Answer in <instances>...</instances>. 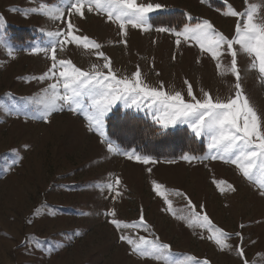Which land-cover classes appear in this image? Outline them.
<instances>
[{"label":"rangeland","instance_id":"374dc122","mask_svg":"<svg viewBox=\"0 0 264 264\" xmlns=\"http://www.w3.org/2000/svg\"><path fill=\"white\" fill-rule=\"evenodd\" d=\"M137 2H158L166 6L149 14L151 24L153 16L177 11L184 15L183 24H194L204 18L229 37L234 33L236 18L225 17L216 11L217 8L226 10L223 0H208L207 3L200 0ZM228 2L239 11L247 7L245 0ZM40 3L59 5L60 0H0V15L6 21L2 32L16 49L9 55L8 49L0 46V100L6 103L9 102V98L3 95L6 92H11L13 99L20 102V97L35 95L52 82L30 79L46 71L51 60L42 53L29 54L22 50L33 44L44 46L50 39L45 33L61 26L59 21L54 23L41 13L23 14L24 9L39 7ZM249 4L259 5L255 20L264 22V0H249ZM13 8L16 11H12ZM85 12V18H72L79 29L77 34L87 35L101 45L100 51L111 59L118 76H130L139 66L146 83L159 86L162 81L169 92L180 90L186 95L184 81L187 79L198 96L201 89L220 99L234 94V77L231 74L221 76L210 55L201 53L198 46H177L173 35L155 31L158 26L180 28L183 24H152L153 28L147 31L129 25L127 35L122 38L118 25L107 21L105 15L87 13L86 9ZM186 12L191 14L192 20H188ZM19 36L21 40L17 38ZM121 39L127 43H120ZM94 52V48L85 49L83 45H67L63 51L58 49L57 55L58 59H71L78 67L88 69L92 64L102 66L104 63ZM230 59L225 55L224 64H230ZM238 63L246 94L258 112L264 114V84L258 79V71L248 69L250 58L246 54L238 56ZM115 107L152 120L146 110L126 108L120 101L111 111ZM104 125L105 121L103 132L109 139ZM182 126L193 134L187 125L171 128ZM101 139L96 131L88 130V122L82 114L67 109L54 113L47 123L26 120L23 116H7L0 111V264H163V261L130 254L129 246L119 240L117 230L101 214L114 208L118 219L131 224L139 219L141 207L152 231L170 243L173 252L181 257L187 254L207 258L211 264H243L235 250L221 251L214 242L207 240V228H190L171 212L162 211L167 207L164 203V195H167L178 215L188 214L187 200L171 195L176 189L188 195L197 206L196 211H201L199 205L204 204L203 211L216 227L232 233L241 231L249 264H264V198L235 165L221 160L190 164L179 157H154L157 163L143 165L108 153ZM197 139L204 142L203 155L207 152V140ZM17 155L20 160L12 165ZM148 168L152 171L149 172ZM116 177L121 180L119 191L122 196L115 201L108 198L114 193L101 192L93 187ZM152 181L164 186L163 195H157L153 190ZM214 181H226L236 190L227 189L225 184L222 185L225 191L221 192ZM37 208L43 215L33 216ZM49 211H54L55 215H48ZM84 212L90 215H82ZM28 220L33 222L28 224ZM242 224L245 225L243 229ZM76 230L81 234L73 237ZM124 231L134 237L151 238L143 229L132 227ZM194 232L202 233L205 239ZM27 237L39 239L42 248L26 252L22 241ZM69 237L73 238L69 241ZM229 243L236 245L240 241L233 236ZM48 248L54 250L49 254L46 252Z\"/></svg>","mask_w":264,"mask_h":264},{"label":"snow or ice","instance_id":"6c2138e0","mask_svg":"<svg viewBox=\"0 0 264 264\" xmlns=\"http://www.w3.org/2000/svg\"><path fill=\"white\" fill-rule=\"evenodd\" d=\"M207 3L208 0H200ZM224 8H217L225 17L236 18L234 33L229 37L217 29L209 19L199 18L196 23H184L182 27H155L157 33L173 35L177 46L190 44L198 46L201 53L208 54L216 61V68L221 76L231 74L234 77L232 85L234 94L227 99L213 97L210 92L201 89L198 96L193 85L185 79L187 86L186 95L180 91H166L164 83L159 86H151L145 82L142 71L137 66L136 71L130 76L120 77L112 68L111 59L100 51L101 45L87 35H78L79 29L73 22V17L85 18L86 12L97 15H105L107 21L118 25L119 35L123 38L127 35L130 25L133 29L142 31L151 30L153 25L149 22V14L166 6L161 3H138L137 0H60L59 5L40 3L39 7H31L23 10L25 16L28 13H41L50 21H59L61 26L56 31H47L45 34L50 39L44 46L33 44L22 49L29 54L42 53L51 60V65L40 75H33L31 80L37 82L52 81L39 93L30 96H22L20 102L13 99L11 92L3 95L9 98V102L0 100V111L7 116H23L26 120H42L49 122V118L56 112L68 111L83 115L88 122V130L96 131L101 137V143L107 147V152L126 157L129 161H136L143 165L155 164L157 160L149 154H144L137 149H122L115 141L108 139L103 132V124L107 114L117 101L122 102L126 108L146 110L152 120L159 126L158 131H164L176 125H187L188 129L197 138L207 140V152L197 155L185 152L179 159L188 163L197 161L203 163L209 160H221L235 165L237 170L248 181L254 183L259 194L264 198V114L258 112L243 87V73L238 63V56L246 54L250 58L249 70L258 71V79L264 84V22H256L255 17L259 5L249 4L243 11L237 10L228 0H223ZM16 11L15 8L11 9ZM188 20H192L190 13H185ZM6 21L0 15V46L6 47L9 55L16 51L7 41L2 30ZM44 31L43 28L40 29ZM155 43V41H153ZM120 43L126 44L125 39ZM67 45H83L85 49H95L94 55L102 58L103 65L92 64L88 69H82L71 59H58V49L63 51ZM225 55L230 56V64H224ZM175 59V56H173ZM107 71H104V70ZM159 75V73H157ZM24 147H27L25 145ZM15 152V149H12ZM20 160L14 159L11 163L16 165ZM175 163V161H168ZM8 169H5L7 171ZM149 172L151 168L147 169ZM111 175V174H110ZM221 192L227 189H236L226 181H214ZM121 180L116 177L103 184L93 187L101 192L107 191L112 200H117L122 193L119 191ZM153 190L157 195H163L164 186L152 181ZM71 187V186H69ZM171 195L183 197L187 200L188 214L178 215L173 207V201L164 195V203L167 206L162 211L171 212L178 219L184 220L190 228H207L209 235L207 240L214 242L221 251L235 250L242 259L243 264H249L245 258L243 247L244 237L241 231L235 233L216 227L209 216L203 210L204 204H200L201 211H196V205L184 192L174 190ZM48 215H55L49 211ZM108 218L110 223L119 233V240L129 246L130 254L140 258H151L163 261V264H211L207 258L199 259L193 255L174 253L170 243L164 242L152 231V225L145 219L144 210L141 207L139 219L131 224L117 218L114 208H109L101 213ZM43 215L37 208L33 216ZM82 215H90L88 212ZM33 221L28 220L31 224ZM143 229L151 236L130 235L124 231L129 228ZM241 229L245 225H240ZM81 233L76 230L74 236ZM201 239H205L202 233H196ZM235 236L240 243H229ZM69 237V241L73 238ZM25 243L26 252H34L42 248L39 239L27 237ZM54 249H46L51 253ZM179 257V258H178Z\"/></svg>","mask_w":264,"mask_h":264},{"label":"trees","instance_id":"16d2710c","mask_svg":"<svg viewBox=\"0 0 264 264\" xmlns=\"http://www.w3.org/2000/svg\"><path fill=\"white\" fill-rule=\"evenodd\" d=\"M52 2L53 0H41ZM184 15L172 11L153 16L152 24L181 25ZM21 40V36L17 37ZM105 119V132L123 149L135 148L156 158L180 157L185 152L201 154L205 152L202 140L197 139L185 126L158 131L159 126L149 118L115 107Z\"/></svg>","mask_w":264,"mask_h":264}]
</instances>
